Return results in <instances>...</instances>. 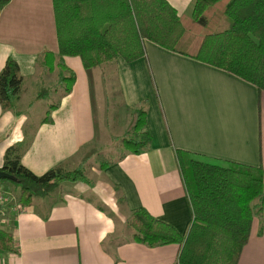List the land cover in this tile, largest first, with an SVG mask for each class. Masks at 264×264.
<instances>
[{
    "label": "crops",
    "instance_id": "obj_1",
    "mask_svg": "<svg viewBox=\"0 0 264 264\" xmlns=\"http://www.w3.org/2000/svg\"><path fill=\"white\" fill-rule=\"evenodd\" d=\"M168 1L180 15L190 14L193 0ZM146 48L147 56L134 62L119 57L90 70L78 56H64L75 74L71 92L59 98L48 122H41L44 116L26 133L22 91L16 102L19 115L0 106V168L6 149L24 142L20 160L34 174L59 165L73 169L84 146L96 140L95 72L108 66L121 98L119 109L133 112L147 103L143 131L152 137L147 152H128L123 158L121 145L118 158L103 163L95 178L84 172L90 183L61 182L23 211L11 212L16 251H0V264H178L179 244L149 247L133 241L129 231L124 240L112 239L139 208L181 233L188 229L193 213L176 149L220 163L262 167L264 173V91L152 41L146 40ZM44 51L58 56L52 0H10L0 12V70L13 58L23 88L33 82ZM99 73L105 81L104 72ZM41 99L35 98L30 108ZM238 264H264V221L259 217Z\"/></svg>",
    "mask_w": 264,
    "mask_h": 264
},
{
    "label": "trees",
    "instance_id": "obj_2",
    "mask_svg": "<svg viewBox=\"0 0 264 264\" xmlns=\"http://www.w3.org/2000/svg\"><path fill=\"white\" fill-rule=\"evenodd\" d=\"M9 2L0 0V12ZM52 5L58 56L44 51L37 69L57 71V83L63 87L60 98L71 92L75 82L64 56H78L87 70L119 57L131 63L147 56L146 40L230 72L264 91V0H193L190 14L183 15L168 0H52ZM22 86L19 66L8 57L0 70L3 111L20 114L16 102ZM49 93L42 88L36 99ZM57 107L58 102L50 104L41 122H48ZM132 111V135L121 139L126 150L123 158L128 152H147L152 142L151 135L143 131L147 103ZM26 145L19 142L8 147L0 168L12 177L0 183L17 190V203L22 207L49 195L61 182L90 183L84 163L70 170L59 165L34 174L20 160ZM176 159L192 207L188 229L181 233L139 208L126 222L132 240L149 247L181 245L178 264H238L254 219L264 221L263 168L220 163L178 149ZM0 251H16L10 229L0 228Z\"/></svg>",
    "mask_w": 264,
    "mask_h": 264
},
{
    "label": "rangeland",
    "instance_id": "obj_3",
    "mask_svg": "<svg viewBox=\"0 0 264 264\" xmlns=\"http://www.w3.org/2000/svg\"><path fill=\"white\" fill-rule=\"evenodd\" d=\"M111 64L112 63H107L106 65ZM107 67L108 66H103V68L101 67L100 70L95 72V95L97 101L96 119L98 128L97 137L100 141L96 137V140L84 146L79 157L81 162L78 158L80 163H84L86 176L90 179L97 176V173L100 171L103 163L114 161L118 158L122 151L121 139L124 136L132 135L130 134L133 127L132 112L131 110L123 111L119 109V107H121V98L116 84L111 81V78L113 77L108 73ZM99 71L104 72L105 81L103 79L102 81L101 79L99 80ZM42 88H48L50 90V96L48 95V97L41 99L37 103L35 102L30 108V104L35 101L34 99L36 98V95ZM54 89L56 91H54ZM62 90V85L57 83L56 70L52 73H47L42 66L37 69V74L33 82H26L21 93L22 100L24 102V110L27 113V126L23 128L25 133L28 130H31L28 128V125L38 123V120L45 116L50 104L59 101V95ZM103 99L106 101H103ZM102 103L108 105V109L104 107L102 110ZM106 109L108 110V113L106 112ZM120 114H123L124 117L120 118ZM121 120L127 125L126 127H123V125L120 126V124H122ZM107 125H109V128H107ZM0 191L8 192L13 196L15 201L18 200V192L12 185L0 183ZM8 207L10 208V206ZM8 207H4L3 212L0 215V228L6 230L12 228L13 224L11 218L13 217V214L7 210ZM126 226L120 224L117 227L116 233L112 236V239L119 241L128 238L129 234Z\"/></svg>",
    "mask_w": 264,
    "mask_h": 264
},
{
    "label": "built area",
    "instance_id": "obj_4",
    "mask_svg": "<svg viewBox=\"0 0 264 264\" xmlns=\"http://www.w3.org/2000/svg\"><path fill=\"white\" fill-rule=\"evenodd\" d=\"M5 193L8 192L0 191V215L3 212L4 207L7 208L8 206H10V208L8 207L7 210L16 214L24 210L25 207L19 205V203L15 201L12 195H10L9 193L8 194Z\"/></svg>",
    "mask_w": 264,
    "mask_h": 264
},
{
    "label": "water",
    "instance_id": "obj_5",
    "mask_svg": "<svg viewBox=\"0 0 264 264\" xmlns=\"http://www.w3.org/2000/svg\"><path fill=\"white\" fill-rule=\"evenodd\" d=\"M0 179H12V177L6 172L0 170Z\"/></svg>",
    "mask_w": 264,
    "mask_h": 264
}]
</instances>
